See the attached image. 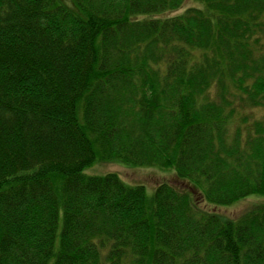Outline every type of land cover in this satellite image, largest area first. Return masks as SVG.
<instances>
[{
    "label": "trees",
    "instance_id": "1",
    "mask_svg": "<svg viewBox=\"0 0 264 264\" xmlns=\"http://www.w3.org/2000/svg\"><path fill=\"white\" fill-rule=\"evenodd\" d=\"M186 1L0 0V264H264V0Z\"/></svg>",
    "mask_w": 264,
    "mask_h": 264
},
{
    "label": "rangeland",
    "instance_id": "2",
    "mask_svg": "<svg viewBox=\"0 0 264 264\" xmlns=\"http://www.w3.org/2000/svg\"><path fill=\"white\" fill-rule=\"evenodd\" d=\"M192 6H196V4L191 0H187L182 10ZM180 12L175 13V15ZM85 173L88 175L117 174L129 184L146 186L149 196H153L156 186L163 182L175 183L181 189L184 188L178 183L177 176L173 171L160 170L158 168H135L120 163L97 162L94 166L86 169ZM261 203H264V196H254L240 201L231 207L222 208L219 211L228 217L234 218Z\"/></svg>",
    "mask_w": 264,
    "mask_h": 264
}]
</instances>
